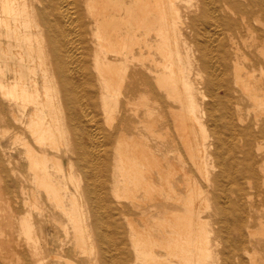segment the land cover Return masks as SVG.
<instances>
[{"label": "bare ground", "instance_id": "1", "mask_svg": "<svg viewBox=\"0 0 264 264\" xmlns=\"http://www.w3.org/2000/svg\"><path fill=\"white\" fill-rule=\"evenodd\" d=\"M0 97L51 259L215 264L212 237L224 264L250 257L251 224L264 232L243 208L247 182L264 187V0H0ZM169 120L187 161L164 148Z\"/></svg>", "mask_w": 264, "mask_h": 264}, {"label": "rangeland", "instance_id": "2", "mask_svg": "<svg viewBox=\"0 0 264 264\" xmlns=\"http://www.w3.org/2000/svg\"><path fill=\"white\" fill-rule=\"evenodd\" d=\"M164 25L163 20L158 21L157 26L159 28L164 27ZM9 63L10 61L6 65H9ZM6 75L8 78L10 77L9 70ZM3 104L4 100L0 97V264H64L62 261L58 262L50 257V254L56 253L58 249L56 240H51V235H55V230L45 223L43 214L39 210L32 214L29 210V181L24 150L22 147L13 144V137L9 129L11 125L9 112L6 109L5 116L1 114ZM178 106V104H175V107ZM242 108L243 112H241L247 123L254 117L252 104L245 101ZM132 120L137 121L135 117H132ZM156 121L159 125L157 130L163 128L166 124L165 120ZM168 129L173 136L175 146L164 147L163 144L161 147L169 150L172 148L176 157L180 155L181 160L187 161L185 149L182 148V142L179 141L176 132L172 130L170 120ZM259 142L262 146L253 154L256 165L264 164V140ZM236 146L235 150L239 153L238 147L241 145L238 146L237 144ZM187 167H189L188 164ZM191 175L195 178L197 185L203 188V182L193 169ZM174 177L173 187L179 200L177 201V209L184 210L185 184L181 174H175ZM258 177L262 179L261 176ZM235 183H238L237 177ZM253 186L250 181L245 185L250 199L243 208H246L245 211H249L254 218H260L264 222V187L260 186V181L259 187ZM207 195L210 198V195ZM227 197L230 202L236 200L233 193L228 194ZM201 215L202 218L206 217V212H202ZM228 215L224 217L225 226L230 230L231 238L235 241L238 240V233ZM262 233L264 232L258 224H251L253 249L250 250V257L244 256L242 260H238L233 256L230 260L231 264H264V234ZM213 238L210 242L212 253H214L212 260L215 261V264H224L222 257L218 254L224 251V243L220 237L216 241H213ZM209 261V264H212L211 259Z\"/></svg>", "mask_w": 264, "mask_h": 264}]
</instances>
